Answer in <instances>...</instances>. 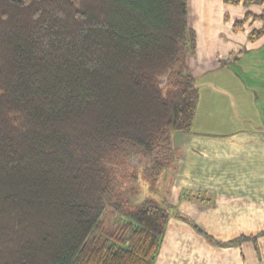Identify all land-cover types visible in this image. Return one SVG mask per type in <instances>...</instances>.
Masks as SVG:
<instances>
[{"label":"trees","instance_id":"16d2710c","mask_svg":"<svg viewBox=\"0 0 264 264\" xmlns=\"http://www.w3.org/2000/svg\"><path fill=\"white\" fill-rule=\"evenodd\" d=\"M188 6L0 0V264H155L171 209L127 206L195 122ZM246 23L264 36V10Z\"/></svg>","mask_w":264,"mask_h":264},{"label":"crops","instance_id":"0c3cea01","mask_svg":"<svg viewBox=\"0 0 264 264\" xmlns=\"http://www.w3.org/2000/svg\"><path fill=\"white\" fill-rule=\"evenodd\" d=\"M245 46L193 73L200 102L192 130L173 137L155 264H264V36Z\"/></svg>","mask_w":264,"mask_h":264},{"label":"rangeland","instance_id":"374dc122","mask_svg":"<svg viewBox=\"0 0 264 264\" xmlns=\"http://www.w3.org/2000/svg\"><path fill=\"white\" fill-rule=\"evenodd\" d=\"M263 10L262 4L247 7L243 3L237 5L226 0H189L188 25L196 36L195 50H188L186 66L196 74L204 68H212L211 73H214L213 68H217L220 62L223 67L226 66L229 53L235 52L238 55L240 51H244L247 47V33L260 26L259 23L253 26L246 23L243 30L237 33L233 29L234 22L244 19L247 12L260 14ZM218 55L221 58L219 61L216 60ZM229 78L235 80L234 75ZM170 176L173 175L164 172L155 181L141 179L138 193L133 196L127 210L138 211L146 199L161 204L171 183Z\"/></svg>","mask_w":264,"mask_h":264}]
</instances>
